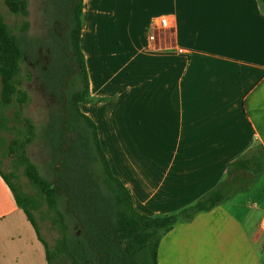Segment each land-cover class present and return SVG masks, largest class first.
Segmentation results:
<instances>
[{"label":"crops","instance_id":"crops-1","mask_svg":"<svg viewBox=\"0 0 264 264\" xmlns=\"http://www.w3.org/2000/svg\"><path fill=\"white\" fill-rule=\"evenodd\" d=\"M168 14L172 28L152 29ZM80 48L92 101L79 108L139 214L179 212L252 145L264 149L259 0H83ZM247 194L176 223L157 264H264V190ZM0 264H47L1 176Z\"/></svg>","mask_w":264,"mask_h":264},{"label":"trees","instance_id":"trees-1","mask_svg":"<svg viewBox=\"0 0 264 264\" xmlns=\"http://www.w3.org/2000/svg\"><path fill=\"white\" fill-rule=\"evenodd\" d=\"M3 2L11 14L28 16L27 0ZM47 5L59 9L45 33L52 32L55 46L48 48L43 38L42 48L36 47L31 57L22 43L25 35L13 34L0 16V130L15 131L7 152L14 154L38 200L13 181L14 172L6 174L0 167V176L44 245L47 264H157L160 240L176 223L192 221L239 189L252 194L262 177L264 182V149L259 143L252 145L228 164L215 187L179 212L157 217L139 214L128 189L110 169L95 123L79 108L81 103L92 101L80 48L83 0H48ZM27 28L24 21L21 33ZM25 58L31 61L42 92L53 99L55 107L46 123L58 129L57 145L51 152L60 168L53 181L45 179L26 154L25 148L35 136L34 125L24 119L21 128L8 126L12 120L1 110L15 102L20 108L27 100V93L17 87ZM53 109L60 113L56 124ZM18 116L19 109L15 112ZM259 189L264 190V183ZM40 200L53 213L52 223L59 232L53 249L41 236L33 215Z\"/></svg>","mask_w":264,"mask_h":264},{"label":"rangeland","instance_id":"rangeland-1","mask_svg":"<svg viewBox=\"0 0 264 264\" xmlns=\"http://www.w3.org/2000/svg\"><path fill=\"white\" fill-rule=\"evenodd\" d=\"M27 1V17L11 14L4 5L3 0H0V16L13 34L17 36L25 35L22 37V43L31 57L36 47H38V50L42 48L43 38H46L44 40L47 42L48 48L55 46L52 32L49 31L48 34L45 33L48 31V27L53 19L58 15L59 9L49 7L47 5L48 0ZM24 21L28 22V28L25 33H21V26ZM17 87L27 93L26 102L20 108H18L15 102L13 105L2 108L1 110L5 117L12 120L8 126L16 125L18 128H21L24 119H28L34 125L35 136L33 141L26 146V154L36 165L40 174L48 181H53L55 179V171L58 169L59 160L57 162L56 154H52L51 150H54L57 145L58 129L54 125H46L51 109L54 107L53 99L42 92L36 80L34 66L28 58H25L21 63ZM17 109H19V116L15 117ZM52 114L55 117L56 124L60 113L53 109ZM16 119L20 120V122H17ZM15 135L16 133L14 130L10 132L0 130V167L6 174L14 172L16 179L13 181L20 184L27 195L37 199L36 192L23 174V169L19 165H16L14 154L7 152V144ZM262 181L263 177L256 185L254 191H252L253 193H250V196L256 195L255 193L260 191L259 188L264 183ZM247 195L249 196V194ZM261 207H263V205L259 206V210L262 209ZM255 213L256 217L259 218L262 212L260 210ZM33 215L38 223L41 236L50 249H53L59 238L58 229L52 223L53 213L48 209L47 205L40 200L38 208L33 212ZM73 229L76 231L75 228Z\"/></svg>","mask_w":264,"mask_h":264},{"label":"built area","instance_id":"built-area-1","mask_svg":"<svg viewBox=\"0 0 264 264\" xmlns=\"http://www.w3.org/2000/svg\"><path fill=\"white\" fill-rule=\"evenodd\" d=\"M173 17L171 14L157 18L152 24V29L156 31H163L172 28ZM261 229L264 230V220L261 222Z\"/></svg>","mask_w":264,"mask_h":264},{"label":"water","instance_id":"water-1","mask_svg":"<svg viewBox=\"0 0 264 264\" xmlns=\"http://www.w3.org/2000/svg\"><path fill=\"white\" fill-rule=\"evenodd\" d=\"M261 3H262V5H263V7H264V0H259ZM73 6V4L69 7V11L71 12V7ZM66 44V43H65ZM67 46V45H66ZM64 104H65V98H64V103H63V105H62V107L64 106ZM58 168H60V164L58 165Z\"/></svg>","mask_w":264,"mask_h":264}]
</instances>
